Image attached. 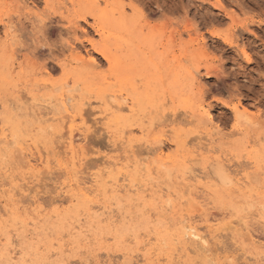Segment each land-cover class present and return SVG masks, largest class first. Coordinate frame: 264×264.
<instances>
[{"label":"rangeland","instance_id":"374dc122","mask_svg":"<svg viewBox=\"0 0 264 264\" xmlns=\"http://www.w3.org/2000/svg\"><path fill=\"white\" fill-rule=\"evenodd\" d=\"M120 95L133 111L113 124L102 113ZM66 107L86 130L79 168L61 147ZM4 133L0 264H264V0H0ZM35 147L51 172L37 163L32 182ZM122 174L133 191H113ZM183 218L211 232L206 253Z\"/></svg>","mask_w":264,"mask_h":264},{"label":"bare ground","instance_id":"6f19581e","mask_svg":"<svg viewBox=\"0 0 264 264\" xmlns=\"http://www.w3.org/2000/svg\"><path fill=\"white\" fill-rule=\"evenodd\" d=\"M9 27H11V26H9ZM97 31H99V30H97ZM99 52H100V54L101 55H103V57H105L106 58V55H105V53L102 51V50H99ZM67 86V85H66ZM56 89H59V88H56ZM56 89H54V90H56ZM76 90H77V88L76 87H72V89H70V90H67V91H74V92H76ZM60 93V92H59ZM119 97V96H118ZM120 97H122L121 99H122V104H119V103H114V102H109V104L106 106V108L104 109V111H103V113L102 114H104V115H106L108 118H109V121L110 122H112L113 124H118L119 123V120L122 118V113H124L125 111L124 110H126V112H132L133 111V109H132V107H131V105L130 104H132V103H130V99L127 97V95L124 97L123 95H120ZM107 98V97H106ZM109 99V98H108ZM120 99V98H119ZM111 100V99H110ZM60 101H61V103L62 104H64V105H67V102H71L72 101V97L70 96V97H65V94H64V92H62L61 93V95H60ZM108 101V100H107ZM81 105V107H83L84 105H86L85 103H82V104H80ZM121 105L122 106H124V109H123V107L121 108ZM86 107V106H85ZM71 109H72V107H70ZM126 108V109H125ZM81 109V108H80ZM83 109V108H82ZM46 110V109H45ZM83 111V110H82ZM65 112L67 113V119H68V122H69V126L67 125V127H68V136H65L66 137V142L65 143H62V149H64V154L66 155V153H68L69 155H70V157L68 158L69 160L67 161L68 163H70L71 165H72V167H75V168H79L80 166H81V162L85 159V154H84V152H83V150H82V142H83V140H85V138H86V130H79L77 133L75 132V129H74V122H75V117L77 116V114L75 115V116H71L72 114H70L69 113V108L68 107H66V109H65ZM77 112V111H76ZM40 114V113H39ZM83 114V113H82ZM206 114V116L208 117V118H210L209 116V114H207V112L205 113ZM37 115V114H36ZM88 115V114H87ZM124 115V114H123ZM167 115V114H166ZM34 116V115H33ZM170 116V115H169ZM79 117V118H78ZM87 117V116H86ZM85 117V118H86ZM102 117V116H101ZM76 118H78L79 120L81 119V121H83V116L81 115V114H79ZM104 118V117H103ZM124 118V117H123ZM87 119V118H86ZM99 119V118H98ZM97 119V120H98ZM158 119V118H157ZM47 120H48V118H47ZM123 120V119H122ZM176 120V119H175ZM207 120V119H206ZM210 120V119H209ZM86 122V121H85ZM205 122V121H204ZM210 122V121H209ZM92 123H93V121H92ZM97 123V122H96ZM99 123V122H98ZM211 123V122H210ZM68 124V123H67ZM205 124V123H204ZM95 125V124H94ZM35 128V127H34ZM103 129V128H102ZM120 131V130H119ZM141 132H142V130H141ZM213 132V131H212ZM8 136V135H7ZM63 136V135H62ZM12 139V138H11ZM204 139H205V137H204ZM14 140V139H13ZM57 140V139H56ZM1 142H3V143H6V144H10V147H11V145L15 142V145H16V141H8L7 140V137L5 136V133H4V135L3 136H1V138H0V144H1ZM142 145V144H141ZM19 147H17L16 148V150H15V152H20V154L21 155H23L22 153V151H25L23 148H21L20 146L21 145H18ZM60 146V145H59ZM204 146V145H203ZM16 147V146H15ZM53 147V146H52ZM60 147V148H61ZM133 147L134 146H131L130 148L131 149H133ZM32 148V147H31ZM55 148V147H54ZM111 148V147H110ZM205 148V147H204ZM35 149H37L36 150V154H38V157H33L34 156V154L33 153H29V154H27V156H26V159L24 160L25 161V165H23L25 168H26V170H27V172L25 173L24 171V174L26 175V174H28L29 175V179H31V181L33 182V181H39L40 180V175L41 174H43V172H40V170H38L37 169V163H39L40 165L41 164H43V163H45V170H41V171H48V170H50V165H49V161H51V160H49V159H47L46 157H44V155H43V157H42V155H41V153L42 152H40V150L37 148V147H35ZM42 149V148H41ZM46 149V148H45ZM58 149V148H57ZM19 150H21V151H19ZM61 150V149H60ZM141 150V149H140ZM27 151V150H26ZM131 152H132V154H133V157H135L136 156V154L137 153H139V151L137 152V151H134V150H130ZM47 152H50L49 150L47 151V149L46 150H44V153L43 154H47L48 155V153ZM63 152V151H62ZM128 152V151H127ZM144 152L146 153V154H150L152 151H150V150H146L145 151V149H144ZM162 150L160 151V154H162ZM56 153V152H55ZM57 153H58V151H57ZM143 153V152H142ZM62 154V153H61ZM67 154V155H68ZM20 155V156H21ZM143 155H145V154H143ZM120 156V155H119ZM137 156H138V154H137ZM47 157H49V156H47ZM140 157V156H139ZM130 158H131V156H130ZM14 161V160H13ZM104 161H106V160H104ZM109 161V160H108ZM143 161V160H142ZM186 161V160H185ZM110 162V161H109ZM129 162V161H128ZM131 162V161H130ZM59 163V162H58ZM105 163V162H104ZM111 163H114V164H116L115 162H111ZM84 164V163H83ZM101 164V163H100ZM42 166V165H41ZM131 166L134 168V170L136 171V173H138V172H140L141 171V168L143 167V163L141 162V160L140 159H133V161L131 162ZM43 167V166H42ZM58 167H60L61 169H67V166H66V164H64V163H61V164H58ZM225 167V166H224ZM19 168V167H18ZM52 168V167H51ZM83 168V167H82ZM145 168V167H144ZM41 169V168H40ZM187 170H188V168H186ZM142 170L144 171V169L142 168ZM187 170H185V172H183V174L184 175H186V174H188V176L187 177H185L184 178V180H186L187 178L188 179H190V180H193V181H195V183H198L199 182V179L200 178H202L203 179V175H200V174H198V173H195V172H192V169L191 170H189V171H187ZM187 171V172H186ZM199 171V170H198ZM49 172H51V170L49 171ZM77 172H79V170L77 171ZM197 172V171H196ZM46 173H48V172H46ZM121 173V172H120ZM23 174V175H24ZM76 174V173H75ZM83 174V173H82ZM27 175V176H28ZM44 175V174H43ZM42 175V176H43ZM119 177V176H118ZM121 177V176H120ZM129 176L128 175H126V174H122V184H118V182H117V180H115V181H113L112 182V184H113V191L115 192V193H117L118 191L119 192H124V191H133L134 190V185H133V183H131V181H129V178H128ZM81 179V178H80ZM118 179V178H117ZM201 179V180H202ZM24 180H26V177H22V181H24ZM28 180V179H27ZM26 180V181H27ZM90 180V179H89ZM236 180V179H235ZM21 181V180H20ZM41 181V180H40ZM91 181V180H90ZM118 181H120V180H118ZM243 181V180H242ZM76 182V184H77V187H78V190H79V193L82 195V196H84V197H86V196H89V194L90 193H92V192H94L93 190H92V187L95 185V183H96V181L94 180V179H92V181L91 182H89L90 183V185H88V183H86V181L84 180V181H80V180H76L75 181ZM111 182V181H110ZM127 182V183H126ZM133 182V181H132ZM137 182H138V180H137ZM235 182V181H234ZM92 183V184H91ZM131 183V184H130ZM5 184V183H4ZM238 184H240V183H238ZM237 184V185H238ZM245 184V183H244ZM28 186V182L26 183L25 182V187L27 188V186ZM230 185V184H229ZM18 186V185H17ZM17 186L15 187V188H17ZM240 186V185H239ZM242 186V185H241ZM11 187H13V186H11ZM165 187V186H164ZM18 188H19V191H22L23 189H24V185L23 186H18ZM245 188V187H244ZM96 189V188H95ZM166 189V188H165ZM241 189V188H240ZM14 190V189H13ZM25 190H28V189H25ZM24 190V191H25ZM14 191H16V190H14ZM100 191V190H99ZM19 194V193H18ZM79 194V195H80ZM97 195V194H96ZM21 197V196H20ZM186 200V199H185ZM185 202H187V201H185ZM193 205H195V204H193ZM94 207V206H93ZM99 208V207H98ZM105 211V210H104ZM111 214V209H107V215H108V217H109V215ZM113 214H114V212H113ZM184 215V214H183ZM116 217V216H115ZM185 217V216H184ZM107 218V217H106ZM113 217H111V219H112ZM103 221V220H102ZM240 222H243V221H241V220H239ZM110 222H113L112 220L110 221ZM182 222H183V225H182V231H181V233L180 234H182V237L184 238V240L186 239V241H188V242H190L191 244H193L194 246H196V248H199L200 250H203L202 252H204V253H206L207 251H208V243L210 242L209 240V238H210V233H209V231L207 232V233H205V232H200V230L198 229L199 228V226L197 227L196 225H193V223H189V222H187V221H185V218H183V220H182ZM231 222V221H230ZM235 222V221H234ZM236 222H238V221H236ZM236 223L237 224V226H239L240 228L238 229H235V230H237V232L238 231H240V230H242V223ZM244 223V222H243ZM180 224H181V222H180ZM231 226V225H230ZM229 226V228L231 229V228H235V227H230ZM246 225H244V227H245ZM204 228V227H203ZM225 228V227H224ZM246 233H247V239H248V241L250 242V244H257L255 241V239L248 233V231H246L245 232V235H246ZM253 235V234H252ZM179 236V235H178ZM177 236V237H178ZM105 238V237H104ZM153 239V238H152ZM180 239H181V237H180ZM11 240V239H10ZM176 240V239H175ZM90 242V241H89ZM11 243V242H10ZM53 244V243H52ZM209 244H211V243H209ZM64 245V244H63ZM67 248V247H66ZM65 248V249H66ZM188 248V247H187ZM69 249V248H68ZM188 250V249H187ZM190 251H191V249H189ZM188 250V251H189ZM194 252V251H193ZM192 252V253H193ZM214 254V253H213ZM15 258V257H14ZM225 260V259H224ZM227 263V262H226Z\"/></svg>","mask_w":264,"mask_h":264}]
</instances>
